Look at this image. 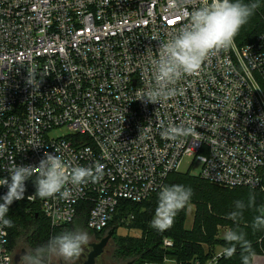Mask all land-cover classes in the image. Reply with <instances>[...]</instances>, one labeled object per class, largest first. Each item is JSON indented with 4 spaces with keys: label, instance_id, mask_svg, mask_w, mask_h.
I'll return each instance as SVG.
<instances>
[{
    "label": "built area",
    "instance_id": "1",
    "mask_svg": "<svg viewBox=\"0 0 264 264\" xmlns=\"http://www.w3.org/2000/svg\"><path fill=\"white\" fill-rule=\"evenodd\" d=\"M201 3L0 0V178L10 181L11 159L38 166L45 152L103 169L95 183L69 184L68 199L28 198L36 192L33 176L13 203L38 206L53 227L85 214L87 227L99 232L123 201L147 200L170 174L192 172L195 163L194 174L216 185L264 191V31L211 54L197 74L177 81L175 97L139 99L154 86L151 60L160 41ZM170 123L197 135L164 138ZM7 190L0 186V197ZM12 263L9 233L0 226V264Z\"/></svg>",
    "mask_w": 264,
    "mask_h": 264
},
{
    "label": "clouds",
    "instance_id": "2",
    "mask_svg": "<svg viewBox=\"0 0 264 264\" xmlns=\"http://www.w3.org/2000/svg\"><path fill=\"white\" fill-rule=\"evenodd\" d=\"M182 4L183 0H172L173 8ZM259 7V0L252 3H244L243 0H202L201 6L188 14L187 22L176 29L171 38L160 41L158 58L151 60L154 86L139 99L160 104L175 97L177 89L174 85L177 81L184 76L197 74L211 54L234 47L235 36ZM152 39L157 40L155 37ZM27 83L32 85L30 73ZM190 135L195 136L197 133L193 127L185 126L184 123L179 126L170 123L161 132L162 137L173 141ZM44 157L38 166L17 165L14 159L10 160L7 168L10 181L7 177L0 178V186H7L8 189L0 197L3 200L0 203V226H14L13 221L8 218L9 206L14 200L24 198L25 181L33 176L36 177V192L28 198L41 199L57 194L68 199L72 194L67 187L69 184L80 186L88 182L95 183L102 178L103 169L99 164L72 166L63 156L48 152L44 153ZM193 194L191 187L182 184L163 186L158 193V203L150 227L161 232L171 228L177 213L190 202ZM255 200V195L250 194L247 204L243 200L236 201L235 210L229 214V218L234 221L242 218L244 209L254 207ZM251 226L254 231L264 229V210L253 218ZM224 239L228 243L223 252L226 257L231 258L239 245L242 264H251L255 252L244 232L229 230ZM89 243L90 238L86 231L66 230L51 237L46 245L38 246L33 253L24 255L21 260L23 264H42L46 255H57L66 264H72L74 258H79L84 253V246Z\"/></svg>",
    "mask_w": 264,
    "mask_h": 264
},
{
    "label": "trees",
    "instance_id": "3",
    "mask_svg": "<svg viewBox=\"0 0 264 264\" xmlns=\"http://www.w3.org/2000/svg\"><path fill=\"white\" fill-rule=\"evenodd\" d=\"M243 2L252 3L255 0ZM259 3L260 7L234 38L239 46L254 42L264 31V0H259ZM173 184L191 187L194 194L190 202L177 213L173 226L165 231L150 227L160 191L141 203H121L109 225V228H115L113 259L124 260L125 263L132 261L133 264H208L221 252L222 255L218 257L216 264H242L239 245L231 258L223 254L228 243L224 239L225 235H221L222 229L244 232L255 255H264V229L254 231L251 226L253 218L264 210V191L219 186L191 172H173L169 175L166 185ZM250 194L256 197L255 206L246 207L242 218L235 221L230 219L229 214L235 210V202L243 200L247 204ZM190 204L195 205V214L192 225L188 227L186 221ZM35 206L26 202L12 203L9 206L8 218L13 221L14 226L6 228L12 254L21 239L26 241L29 246L27 252L31 254L38 246L46 245L51 237L63 231L90 230L85 214L72 225L53 227L42 210ZM122 227L138 231V234H120L118 229ZM165 238L171 239L173 244L166 246ZM49 256L43 258L42 264L48 262ZM59 261L60 259L55 263Z\"/></svg>",
    "mask_w": 264,
    "mask_h": 264
},
{
    "label": "rangeland",
    "instance_id": "4",
    "mask_svg": "<svg viewBox=\"0 0 264 264\" xmlns=\"http://www.w3.org/2000/svg\"><path fill=\"white\" fill-rule=\"evenodd\" d=\"M198 166H199V165H198L197 163L194 164V166H193V170H192V172H191L192 174H194L195 171H197ZM185 167H186V166H184V168H185ZM184 168H183V169H184ZM194 214H195V205L190 204V205L188 206L187 221H186V225H187L188 227H190V226L192 225V223H193ZM226 232H227L226 229H222V231H221V235H222V236L225 235ZM118 233H120V234H128V233H130V234H138V231H135V230H128V229L122 227V228H119V229H118ZM116 234H117V232H116ZM107 248L109 249V252L106 254V256H107V258H108L109 260L112 261V264H124V263L126 262V261H124V260H116V259H113V258H114V254H115V253H114V251H115V243H114V241H111ZM24 250L26 251V254H27V253H28L27 251L29 250V246L27 245V243H26L25 240L21 239L20 242H18V246H17V248L13 251V263H14V264H23V261H22L21 259L19 260L18 263H15V262H14V257H15L16 254H20V253H22ZM218 250H220V248H219ZM26 254H25V255H26ZM22 257H23V256H22ZM22 257H21V258H22ZM60 258H61V257H59V256H57V255H50V256H49V260H48V262H47L46 264H53V263L57 262Z\"/></svg>",
    "mask_w": 264,
    "mask_h": 264
},
{
    "label": "flooded vegetation",
    "instance_id": "5",
    "mask_svg": "<svg viewBox=\"0 0 264 264\" xmlns=\"http://www.w3.org/2000/svg\"><path fill=\"white\" fill-rule=\"evenodd\" d=\"M111 229L113 228H107L103 233H96L92 230H88L87 233L90 238V243L89 245L84 246V253L79 258H74L72 264H85L89 260L91 252L94 250L93 245L99 243ZM111 241H113V237L109 240L108 244L104 247V251L95 259L93 264H112V261L106 256V254L109 252L107 247ZM59 263L66 264L62 258H60Z\"/></svg>",
    "mask_w": 264,
    "mask_h": 264
},
{
    "label": "water",
    "instance_id": "6",
    "mask_svg": "<svg viewBox=\"0 0 264 264\" xmlns=\"http://www.w3.org/2000/svg\"><path fill=\"white\" fill-rule=\"evenodd\" d=\"M39 214L37 213L36 216ZM115 234V228L111 229L108 234L102 238V240L99 243H96L93 245L94 250L90 254L89 260L85 264H93L95 262V259L104 251V247L108 244L109 240L114 236ZM26 254V251L24 250L20 254H16L14 257V262L18 263L22 256ZM63 264V263H61ZM125 264H133L132 261H129Z\"/></svg>",
    "mask_w": 264,
    "mask_h": 264
},
{
    "label": "crops",
    "instance_id": "7",
    "mask_svg": "<svg viewBox=\"0 0 264 264\" xmlns=\"http://www.w3.org/2000/svg\"><path fill=\"white\" fill-rule=\"evenodd\" d=\"M253 264H264V255H255Z\"/></svg>",
    "mask_w": 264,
    "mask_h": 264
}]
</instances>
